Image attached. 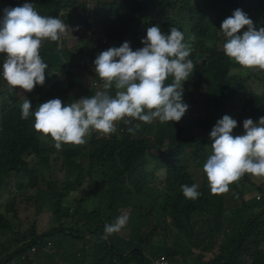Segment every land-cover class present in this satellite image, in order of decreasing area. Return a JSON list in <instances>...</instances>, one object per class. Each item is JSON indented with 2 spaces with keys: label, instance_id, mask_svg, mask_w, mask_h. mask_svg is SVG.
<instances>
[{
  "label": "trees",
  "instance_id": "trees-1",
  "mask_svg": "<svg viewBox=\"0 0 264 264\" xmlns=\"http://www.w3.org/2000/svg\"><path fill=\"white\" fill-rule=\"evenodd\" d=\"M99 20L101 42L68 51L70 29L89 34ZM6 35L0 264H264V187L252 182L264 154L240 152L248 129L264 142V71L242 74L264 58V0H0ZM111 50L117 72L100 101L85 81ZM96 105L116 122L109 136L86 118ZM241 105L245 125L222 119ZM218 144L240 152L234 165L211 159ZM46 206L57 227L39 233Z\"/></svg>",
  "mask_w": 264,
  "mask_h": 264
},
{
  "label": "rangeland",
  "instance_id": "rangeland-1",
  "mask_svg": "<svg viewBox=\"0 0 264 264\" xmlns=\"http://www.w3.org/2000/svg\"><path fill=\"white\" fill-rule=\"evenodd\" d=\"M11 1V0H10ZM23 1V0H22ZM89 3V7L91 9L92 6L95 5L96 0H87ZM12 2V1H11ZM13 3V2H12ZM14 4V3H13ZM22 4V3H21ZM16 5V4H15ZM105 25L103 20H99L96 21L94 23L93 26V31L89 34H86L85 31L84 32H80V35L78 37L72 35V33L74 31H76V29H70V34L67 37V41H68V51H72V50H81V49H85V50H92L94 49L101 41H100V37L102 34V30H103V26ZM255 27L252 23H250L249 25H247V27H245V30L248 31H254ZM68 31V29H66ZM227 32H223L221 34H219V38L222 40L226 39L227 37ZM12 36L10 35H6L4 40H0V47L2 49L6 48V43L5 42H9ZM223 44V41L220 42ZM59 49H63V46H59ZM115 50H111L109 53L104 52L98 55V57L96 58V66H97V78L99 77L100 71H103L101 73V77H99L97 79V81H99L100 79H104V81L106 80L105 83L99 84L96 87V99L97 100H102V93L103 91H106L109 89L108 86L112 84V82H110V77L113 76V74H115V72H117V70H114L112 68L113 65H111V63L107 62V59H109V57H114L115 56ZM179 60L180 62H184L185 58L180 57ZM87 59H84L82 62H87ZM108 65V69H104V65ZM259 71H264V58L256 65H254L251 69H249L248 71L243 70L242 74L246 77L248 75V73H254V72H259ZM254 75V74H252ZM59 80L63 79V76L58 77ZM250 80H248L247 82H251L254 81V77H249ZM96 83V77L93 76V78H88L86 79L85 83L87 86H91L92 82ZM64 83V82H63ZM139 88V82L136 81H132L130 84V89H133L134 91H137ZM254 90L255 91H260V87L258 86H254ZM130 92H125L124 87L120 88V98H122V100H126L127 99V95ZM133 99V94L131 92L130 94V101H132ZM263 99H264V93H263ZM83 104V101H81V99L78 100L77 103H75V107L76 109H79V106H81ZM170 105V104H169ZM2 112V108L0 106V115ZM85 114L87 115L86 118H89L90 116H94L96 117L100 123L104 126L105 129V136H109L115 129H116V122L113 118H111L108 115V108L101 106V105H96L94 107H88L84 110ZM244 113L242 112V105L240 107V110H235L233 111V113L228 114L227 117H222V119H228V124L231 123H236L238 121H240L243 125H245V119L247 117L244 118H240L239 116ZM250 133H253V135H250ZM257 134V132L254 129H248V133L246 131L245 135L246 138L244 139V141L241 143V148H240V152L242 151H246V155L243 157L245 158L246 162L252 161L253 159H258L261 158L264 154V142L261 140L260 136H255ZM239 151L235 150L233 152L230 153L229 150V154L231 156L226 155V150L223 149L219 144L217 145L216 148V154L211 158V159H221L223 160L227 165H234L233 159L231 157L235 156V153L240 154ZM199 161V160H198ZM259 161L255 162V168L260 165L258 163ZM204 166L206 168L212 167V164L208 163L206 161V163L204 162ZM260 167H258L257 169H255V173L257 174H253V179L252 182L262 185L264 187V172H260ZM192 172V171H191ZM260 172V173H259ZM194 179L201 184L203 182V177L201 176V172L199 171V173H195L192 172ZM56 192L57 195L60 194V188L58 187H53ZM11 198V194L9 193V191L7 189H3L2 192L0 193V207L1 205L5 204L6 202H8ZM102 206V201L95 200L94 202V207L98 208ZM105 209V206H104ZM125 224L126 221L124 219H122L121 221V230L118 233V235H120L121 237H125L128 239L127 236V232L128 230L125 228ZM37 229L39 233H43V232H47L49 230H51L54 227H57V222L54 221L53 217H52V212L51 209L46 206L43 210L41 215L39 216L38 220H37ZM163 257H166V255H162ZM161 257V256H160ZM159 257V258H160ZM165 259H167V261L170 264V261L168 260V258L166 257ZM43 261V260H42ZM12 264H15V262H12Z\"/></svg>",
  "mask_w": 264,
  "mask_h": 264
},
{
  "label": "built area",
  "instance_id": "built-area-1",
  "mask_svg": "<svg viewBox=\"0 0 264 264\" xmlns=\"http://www.w3.org/2000/svg\"><path fill=\"white\" fill-rule=\"evenodd\" d=\"M14 4H16L17 6H21V3H22V0H11ZM11 40V39H10ZM106 68V65H104V69ZM104 82V79H101V80H99V81H96V84L98 85V84H102ZM257 199L258 200H260L261 199V196L259 195L258 197H257ZM166 257H163V256H161L159 259H157V260H153L152 261V263L151 264H167V263H169L168 261H167V259H165Z\"/></svg>",
  "mask_w": 264,
  "mask_h": 264
},
{
  "label": "water",
  "instance_id": "water-1",
  "mask_svg": "<svg viewBox=\"0 0 264 264\" xmlns=\"http://www.w3.org/2000/svg\"><path fill=\"white\" fill-rule=\"evenodd\" d=\"M76 236H80V235H76ZM135 251H137V252H140V250H139V249H135Z\"/></svg>",
  "mask_w": 264,
  "mask_h": 264
},
{
  "label": "clouds",
  "instance_id": "clouds-1",
  "mask_svg": "<svg viewBox=\"0 0 264 264\" xmlns=\"http://www.w3.org/2000/svg\"><path fill=\"white\" fill-rule=\"evenodd\" d=\"M101 80V79H100ZM106 81H104L103 83H105Z\"/></svg>",
  "mask_w": 264,
  "mask_h": 264
}]
</instances>
